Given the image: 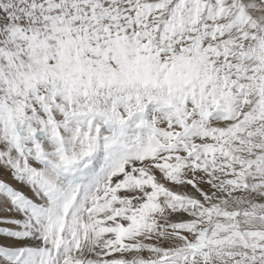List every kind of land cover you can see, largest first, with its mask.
I'll return each mask as SVG.
<instances>
[{"label": "snow or ice", "instance_id": "1", "mask_svg": "<svg viewBox=\"0 0 264 264\" xmlns=\"http://www.w3.org/2000/svg\"><path fill=\"white\" fill-rule=\"evenodd\" d=\"M0 264H264V0H0Z\"/></svg>", "mask_w": 264, "mask_h": 264}, {"label": "rangeland", "instance_id": "2", "mask_svg": "<svg viewBox=\"0 0 264 264\" xmlns=\"http://www.w3.org/2000/svg\"><path fill=\"white\" fill-rule=\"evenodd\" d=\"M0 178H3L5 180H7L8 182L15 184V182L11 180V177L10 176L5 175V176H2Z\"/></svg>", "mask_w": 264, "mask_h": 264}]
</instances>
